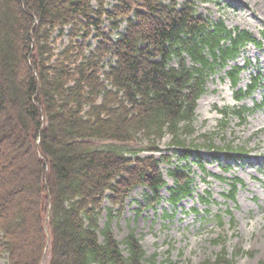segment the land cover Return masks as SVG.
<instances>
[{
	"label": "trees",
	"instance_id": "trees-1",
	"mask_svg": "<svg viewBox=\"0 0 264 264\" xmlns=\"http://www.w3.org/2000/svg\"><path fill=\"white\" fill-rule=\"evenodd\" d=\"M254 43L261 45L247 31L199 16L192 1L0 0V164L7 171L18 153L30 168L18 166L20 192L0 189V264H144L134 233L124 240V256L112 213L122 212L138 187L148 191L140 208L161 203V165L172 162L155 154L165 136L181 150L180 163L194 158L206 173L200 153L205 147L219 161L214 144L188 145L198 100L217 70L238 87L250 62H230ZM262 80L258 73L246 89H237L236 101L253 94ZM249 111L227 108L221 114L244 121ZM138 142L147 143L144 150L124 152L113 145ZM227 149L226 159L242 157ZM142 151L151 155L141 157ZM187 167L168 171L173 209L193 196ZM239 183L230 182L226 197L234 200ZM30 187L33 205L27 209L22 201L30 198ZM200 199L212 203L209 193ZM105 200L111 208L101 230ZM216 219L222 226L221 215ZM24 230L28 250L17 252ZM222 257L215 264H231Z\"/></svg>",
	"mask_w": 264,
	"mask_h": 264
},
{
	"label": "rangeland",
	"instance_id": "rangeland-1",
	"mask_svg": "<svg viewBox=\"0 0 264 264\" xmlns=\"http://www.w3.org/2000/svg\"><path fill=\"white\" fill-rule=\"evenodd\" d=\"M173 1L178 5L186 1L196 2L199 16L212 23L223 21L229 30L247 31L261 45L248 44L241 49L236 60L230 62V67H244L250 62L249 68L241 74L237 88H232L225 71L217 70L209 76L206 93L198 101L195 132L188 139V145L203 147L214 144L219 150L214 156H218L219 161L213 159L207 147H200L206 173L194 158L188 163H180L176 152L181 150L171 147V137L165 136L158 144L162 152L155 154L169 156L172 162L171 165H161L166 182V188L161 191L162 202L152 209L140 208L147 190L141 187L134 189L124 210L113 211L112 232L121 244L125 257L128 253L124 240L134 233L145 253L144 264H215L221 254L222 260H228L231 264H264V0H207L205 3L201 0ZM104 27L108 28V24ZM91 44L95 46L96 42L93 40ZM188 63L189 66L193 65L189 60ZM176 64L177 61L173 62V65ZM4 66L1 72L8 78L7 67ZM258 73L263 76L258 89L237 102L235 91L246 89L251 78ZM241 107L250 110L245 114L244 121L235 116L225 119L221 114L227 108ZM146 144L113 145L130 152L132 149L144 150ZM111 145L105 143L99 146L106 149ZM228 146L242 157L239 160L226 159ZM139 155L147 157L151 154L142 151ZM11 158L13 161H10L7 171L0 164V189L7 194L21 191L24 180L18 172V166L21 170L30 169L26 159L18 153L11 155ZM178 165L188 166L187 171L194 182V193L173 209L167 201L168 190L173 187L168 171ZM235 179L242 183L238 184L234 200H231L226 195L231 189L230 182ZM33 190L30 187L27 190L30 198L22 201L27 209L33 205ZM207 193L211 195L210 205H204L200 199ZM17 205L19 207L21 204ZM103 208L99 222L101 230L109 220L107 209L111 205L107 200ZM218 215L222 217V226L218 225ZM27 232L24 230L22 233L17 252L28 250ZM1 264L7 263L2 261Z\"/></svg>",
	"mask_w": 264,
	"mask_h": 264
}]
</instances>
